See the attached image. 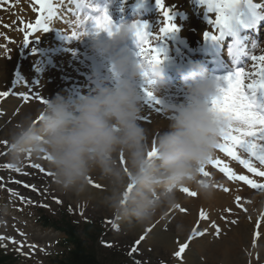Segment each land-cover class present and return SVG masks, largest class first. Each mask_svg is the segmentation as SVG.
<instances>
[{"label":"clouds","instance_id":"1","mask_svg":"<svg viewBox=\"0 0 264 264\" xmlns=\"http://www.w3.org/2000/svg\"><path fill=\"white\" fill-rule=\"evenodd\" d=\"M133 25L116 26L112 35L101 32L106 38L92 36V51L112 63L111 79L93 74L89 94H58L35 116L26 114L9 134V151L16 163L29 154L47 156L54 182L68 193H87L93 174L98 175L108 186L109 210L118 219L146 225L163 206H176L181 188L195 186L205 198L212 195L214 183L202 178L201 169L215 157L229 121L213 110L218 85L197 65L185 80L186 99L164 107L167 130L153 140L142 124L145 100L139 85L153 81L151 91L158 97L168 84L160 64L128 47L130 39L137 40Z\"/></svg>","mask_w":264,"mask_h":264},{"label":"snow or ice","instance_id":"2","mask_svg":"<svg viewBox=\"0 0 264 264\" xmlns=\"http://www.w3.org/2000/svg\"><path fill=\"white\" fill-rule=\"evenodd\" d=\"M7 2L9 0H0V4ZM156 2L164 18L163 26L159 29L160 35L154 36L153 32L149 30L147 23L137 22L133 27L138 42V57L149 63L160 64L163 62L161 56L165 51L161 45L170 33L177 32L179 29L174 23L175 16L172 10L165 8L164 0H156ZM203 2L207 4L209 11L217 13L215 21L210 20L208 22L219 29V36L212 35L207 31L204 34V38L215 41L222 39L224 36L232 35L235 37V41L230 49L231 54L235 56L247 55L248 49L237 33L241 26L245 29H250L255 27L260 20H264V14L258 11L261 5L253 3V0H203ZM35 4L39 6V19L36 20L35 25H28V29L31 33L50 31L49 24L57 15L56 6L52 0H35ZM94 11L99 13V15L95 17L88 16L87 21L81 25L83 28L82 34L84 36L91 34L88 29V25L91 23L96 34L106 32L112 35L116 26L107 10L96 8ZM79 37L80 34L77 32L74 31L72 33V38L78 40ZM153 39L158 41L155 47L152 46ZM29 44L28 34H26L24 45L28 46ZM250 60L254 70L246 71L245 67H237L232 74L224 79L223 84H217V94L211 100V105L215 112L222 114L229 121L227 129L222 130L221 140L217 145V149L225 153L226 156L238 161L243 168L247 169L248 173L257 177H264V170H262L264 169V104L258 103L256 100L257 93L264 92V55H251ZM246 81L248 82L246 83ZM153 84V81L146 79L145 84H142L141 88L148 108L160 112L164 109V106L162 101L151 91ZM9 95L8 91L0 92V98H7ZM31 99V96L23 97L24 101ZM36 99H39L41 103H47V100L41 97H36ZM13 111H15L14 108ZM143 120L150 122L147 115L143 116ZM4 144L9 148L7 141H4ZM240 153L247 154L248 158H242ZM153 155H155V148L149 153L150 157ZM44 159L47 160L48 157L44 156ZM254 161H258L261 167H257ZM120 162L121 164L126 163L123 155L120 157ZM210 164L219 167L220 172L224 173L230 181H242L243 184L250 186L251 189L264 192V183H258L247 175L235 174L228 168L227 164H223L221 161L212 159ZM8 167L14 166L8 165ZM32 167L38 168L41 172L45 171L39 165H32ZM17 170L19 171V169ZM201 174L204 177L209 175L205 169H201ZM47 175H52V173H47ZM92 185L97 188L101 187V185L94 182H92ZM228 190L227 188L224 189L225 192ZM129 191H131V186H129ZM181 191L190 197L197 195L195 191H190L188 188H181ZM57 202L59 203V201ZM180 211L183 212L185 209L181 208ZM200 219H208L203 211L200 212ZM212 226L219 233V228L216 225ZM148 231H151V229ZM203 234V232L196 230L192 232L193 237ZM188 246V243L180 244L175 256L178 259H183V254Z\"/></svg>","mask_w":264,"mask_h":264},{"label":"rangeland","instance_id":"3","mask_svg":"<svg viewBox=\"0 0 264 264\" xmlns=\"http://www.w3.org/2000/svg\"><path fill=\"white\" fill-rule=\"evenodd\" d=\"M165 1H168V3H174L175 4L174 8H176V10H178V11H180V9L182 8L179 5L181 0H165ZM9 2L14 3V2H16V0H9ZM34 2H35V0H28V2L22 6V10L24 11V9H31L30 7H34ZM13 8H15V5H8L6 7V9L4 10V12L6 10H10ZM197 25H198V23L196 21H194V23L192 24V27L193 28L197 27ZM190 40L192 42H196L194 37H191ZM20 48H21L20 54L23 55L24 54L23 53L24 46L21 45ZM19 61H20V59H17L14 61L13 64L12 63H4L3 71H8V73L6 75L4 74L2 76L3 81H1V83H0V89H3L5 84L8 83V79H10V75L12 78V76H13L12 70H13L15 64ZM0 74H2V72H0ZM8 76H9V78H7ZM4 81H5V83H4ZM9 86L10 85H8L5 88V90ZM5 90H3V91H5ZM42 107H43V105L40 102H38V99H35L33 101H28L27 103L25 102L23 109H21V112L16 117H13L11 115L10 118L8 119L9 121L2 122L3 124H0V150H3V151L7 150L8 147L5 146L4 141H7L9 144V134H10L11 130L13 129V127L16 124H18L26 114L32 113L35 116L37 114V112L39 111V109H41ZM10 157H12V156H10ZM10 160L14 161L13 159H10ZM32 165H39L45 171L41 172L38 168L32 167ZM17 169H19V171ZM9 170L11 172L13 171L14 173H12L9 176V178H6L5 174H3L2 168H0V235L7 238V240H11L12 238H13V240H16V243L12 244L11 248H13L16 252L22 254L25 257L26 262L24 264H49L48 260L47 259L45 260L44 254L42 252H40L39 249H37V250L34 249L36 251V253H33L31 247H26V249H24V246H25V243L30 245V244H34V242H36V241L37 242H39V241L45 242L46 240L49 241V240H52L55 238H54V236H52V234H49V233L40 234V233L36 232V227L33 226L32 222L29 224L30 229L32 231L26 235L27 238L17 237V236H15V234L10 232L8 229L3 227L4 222H6L7 220H9V221H11V220L15 221L16 220V221H19L21 223V225H24V226L27 225V220H25L22 217V215L19 214V207L17 206V205H21V204H19V202L17 201V198H16L17 195L20 196L19 189H17L14 186H10L9 188H6L5 185L2 183L3 179H5L8 182L11 181L14 184L17 183L16 179H19L20 182H26L28 187L32 186L34 189H36V188L44 189L42 192V195L37 197V199L39 200V199L44 197V198H48V199L53 201V202H51L52 205H48L45 207V210L50 209V211H57V210L65 211L66 209H68L73 213L72 219L74 220L75 223L79 222V224H80L83 220H86L89 218H92L94 221H96L98 223H101L103 221L104 225H106L107 231L105 232V234H103V230H102V233H100V236L96 240V246L98 247V250L101 249V258L108 264L118 263L119 261H121L120 263H122V264H126V262L128 264H131V263L132 264H172L170 259L174 261V258L172 256L175 255L176 250H174V252H173L172 249H170V247L163 249V246H159L158 243L157 244L151 243V247L147 248L146 252L143 253L146 256L145 260H143L141 258V255H139L133 251L134 244H137L135 239L139 238V237H137L138 235H135V234L133 235V234L129 233V230H127V229L126 230L123 229L121 232H118L116 229H113L111 227L114 224L117 226L119 224V222H118L117 217L113 214V212L111 210H109L108 206L104 203V197L108 194V188H107L108 186L103 180L99 179L98 175L93 174L92 180L94 183L101 185V187L97 188V187H94L93 185H90L89 189H91L92 191L98 192V193L100 192L99 196L94 200V201H97L99 204L98 203H94V204L88 203V204H90L89 211H88L89 213L85 214V213H81V210L85 206H87L88 204L81 202V200L78 198V195L65 192L60 187H58L56 185V183L54 182L53 174L47 175V173H52V170L49 166V162L46 159H44L43 155H41V156H34V155L29 156V155H27L24 158L22 163H18L17 167L9 168ZM23 198H25V197H23ZM249 198H251V196L247 197V199H249ZM262 198H264V195L258 197V199H262ZM175 199H176V201L177 200L181 201L178 198H175ZM57 201H59V203H57ZM26 203H27V201H26ZM78 203H81V204L77 205ZM262 203H263V201H262ZM177 204H178V202H177ZM179 204H180V202H179ZM248 205H249V203H248ZM191 206H193V205H191ZM47 207H49V208H47ZM180 207H183V205L180 204V206L177 208L181 209ZM248 208H250V207H248ZM220 213H222L221 209L218 212L214 211V213H213L214 217L216 218L217 215ZM47 214L52 215L50 213H47ZM195 216H197V215H195L193 213V216L191 218L190 216L188 217L186 213H181V216H178L176 218L179 222L178 226L172 230L170 228H168V230L170 232L167 234L172 235L174 237H177L178 239L183 238V240H186L189 232L190 231L193 232L192 226L190 225L189 228L186 229L187 233H185V234H182V233L178 234V230L181 226H183V222H185V223H187V225H189L190 222L195 220L194 219ZM245 216H243V217H245ZM228 218L229 219H227V222H225V223L228 226H232V228L226 229L225 227H223L224 235L222 236V240L223 241L228 240L229 244L227 245V250L232 249L231 255L233 257L229 261V264H263L264 253H262V250H261L262 254L258 253L255 262L253 260L249 259V255H247V257L245 256L244 259L241 260L240 257H242V256H240L238 254V252H237V255L234 254V251H236V248L238 247V244L240 242H239V239L234 240L232 234L234 233V229H236V228H238L237 233H239L240 230L243 229V228H241V227H243L242 224L245 225V222L247 221V219L240 221L239 217L234 218V219L232 217H228ZM196 221L197 220H195V222ZM233 221H234V223H233ZM153 224H154V221H153ZM85 227L86 226L81 225L80 226L81 231H83L85 229ZM167 234H164V235H167ZM5 238L0 237V240H3V242L8 247H10L8 242L4 240ZM22 239H25V241H23V243H21V245L19 246L18 244L20 241H22ZM100 239H101V241H100L101 246L99 245ZM237 241H238V243H237ZM173 242L175 243V245L177 243H179L176 239H174ZM216 242H218V241L216 240L215 242H213L214 245H216ZM213 243H212V245H213ZM112 245L122 247L118 251H121L124 254V257L121 256L120 254L116 253L114 250L110 251L109 247H111ZM216 247L217 248H214L213 250L217 249V250H223L224 251L226 245L221 246V248H220V246H216ZM191 251L199 254V252L196 250L195 247H191ZM258 251H260V250L258 249ZM9 252H11V251L9 250ZM113 255L116 256V258H114ZM205 255H206L205 261L203 260L201 262V264H226V262H225V260H223L222 256H220L219 258H216L212 262V261H210V259H211L210 252L206 251ZM213 257H214V255H213ZM132 258H134V262L130 261Z\"/></svg>","mask_w":264,"mask_h":264},{"label":"bare ground","instance_id":"4","mask_svg":"<svg viewBox=\"0 0 264 264\" xmlns=\"http://www.w3.org/2000/svg\"><path fill=\"white\" fill-rule=\"evenodd\" d=\"M135 1L136 0H134L132 3L126 2L123 6V9L124 8L128 9L129 6H131L132 4H135ZM261 1L262 0H253V3L261 4ZM27 2L28 0H16V3H18V5L15 8L6 10L0 15V72H2V74H0V83L1 81H3L2 76L8 73V71H3L4 63H12V64L14 63L16 53L21 45V39L23 38V35L26 33V30L28 28L27 26L30 25L29 21L32 20L34 16V14H32L29 9H24L27 15L24 14L25 12L22 10V6L26 4ZM189 10L191 9L188 8L184 13H181V16H184L187 13L189 14ZM163 19H162V23H163ZM160 21L161 20L158 19L157 24H159ZM137 22H139V20L136 19V21L132 22V24H135ZM207 26H208V22H206V20L204 21L203 25L200 24V27L202 29L201 31L202 36H204L205 34V31L203 30H206ZM177 28L179 30L176 33H174L173 36L171 35L172 37L170 36L168 39L169 40L171 39L172 41H174L178 45V48L182 49V47L184 46V42H185L183 38H186V36H188L190 32L185 30L186 26L183 24L181 25L178 24ZM44 35H42L41 37H38V40H44L45 44H47L48 41L54 38L56 34L55 35L47 34V36L45 37ZM135 40H136L135 38L130 39L132 43ZM155 42L158 43V41H155ZM49 48L50 46L45 47L44 51H41L40 53H38L36 58L45 59L44 56L48 52ZM83 60H85V58H82V60L80 61H74L73 68L78 72L83 71L84 75L86 76L89 73L86 67H88L89 69H92V68L82 63ZM62 63L63 64L65 63V59L62 61ZM162 66L163 65L160 64V67ZM97 72L99 71L97 70ZM47 77H48V74H45L43 76V79H46ZM57 77H58V80H60L61 84L63 85V88H62L63 93L61 94L65 96L73 97L74 95H73L72 90L69 89V84L72 82H78V81L73 76H71L70 73H66L65 70H60L59 72H57ZM7 78H9V76ZM10 78H11V75H10ZM9 80L10 79H8V81ZM39 82L41 83L40 79H39ZM56 84L57 83L49 82L48 89L52 92L54 96L60 94V92L57 91V89H55ZM216 84H219V82H217ZM46 87L47 85H44V88ZM75 90H77V92L80 95L85 96L89 94L93 89L87 88L85 86H77ZM18 103H20V100L16 101L13 97H9L1 103L0 111L2 115H0V124L10 118L11 111L13 110V108L16 107ZM148 113L150 112H146L144 110L142 113V116H145ZM166 121L168 120L166 119V117L162 115L161 117H151L150 122L142 120V124L146 129L149 130V132L151 133V138L154 140L155 135H159L160 132L167 130V126L169 122H166ZM216 178L217 177L213 174L211 175L209 179H216ZM238 186L239 184L235 183V181H230V182L226 181L224 183H221L218 186H214L212 195L208 198H205L203 195L200 194L197 200H194L192 198L187 199V197H184L182 194L177 195L178 193L175 194V198L178 197L181 201L186 199V201L184 202L185 206L188 205L189 202L190 203H195L196 201L201 202L200 211H199V207H195L194 204H190L189 206H186L187 208H190L191 210H195L194 214L197 216H200L201 211H203L204 213L213 214L214 211L218 212L220 209L223 210L224 214H233L232 211L228 209V207H230L232 210L235 211L234 216H231L233 219L238 218V217L240 221L247 219V221L245 222V225L242 224L243 227L241 228L243 229H241L240 232L237 233L238 228H236L234 229V233L232 234L233 239L234 240L239 239V242H240L238 244V247L236 248V251H234V254L237 255V252H238V254L242 256L240 257L241 260H243L245 256L247 257V255H249V259L255 262L258 253H261V250H262V253H264V217L263 219L262 218L258 219L260 217L259 215H261L262 213L263 205L258 200L255 202V204L249 203L248 205V203L245 200L246 198L245 196L243 197L242 195L236 194V193H245V190H242V192L239 191L238 189L236 190L235 188H237ZM225 188L229 190L225 192L224 191ZM99 193L89 189L87 193L78 195V198L81 200V202L94 201L99 196ZM236 197H238L241 202H239L236 199ZM197 211L199 212L197 213ZM197 216H195L196 219H197ZM195 220H193L192 222L189 221L190 222L189 225L183 222V228H182L183 234L187 233L186 229L189 228L190 225L193 228H196L197 223H194ZM128 223L132 225H127ZM128 223L127 222L124 223L125 229L129 230L130 233L133 235L134 234L138 235L137 237H139V239L143 237V239L141 240L146 241L150 244L158 243L159 246H163V249L170 247V249H172L173 252L176 249L175 243L173 241L174 239H178V238L172 235H169V234L164 235L163 232L160 231L159 227L155 228L151 223L146 224V225H141L137 221H135L134 218L133 220L128 221ZM149 229H151V231H148ZM223 235H224V230L222 232L221 238ZM180 240L181 241L179 245L183 243L182 242L183 238H180ZM228 244H229L228 240L223 241L221 239V241L216 242V245H213V247L206 246L205 249H207L211 255L210 261L213 262L216 258H219L220 256H222L226 264H229V261L231 260L233 256L231 255L232 249L227 250ZM224 245H226L224 251L217 250V249L213 250L214 248H217L216 246H220L221 248V246H224ZM258 249L260 251H258ZM205 257H206L205 253H202L200 256H196L195 253H193L192 251L186 252V255L184 256V258L181 259L180 264H201L200 262L202 261V259L205 260ZM198 258H200V260Z\"/></svg>","mask_w":264,"mask_h":264},{"label":"trees","instance_id":"5","mask_svg":"<svg viewBox=\"0 0 264 264\" xmlns=\"http://www.w3.org/2000/svg\"><path fill=\"white\" fill-rule=\"evenodd\" d=\"M91 228H88L89 230ZM86 232V231H85ZM77 231L72 227L69 230L70 240L69 242L75 247L74 251H70L68 261L62 264H97L93 257L85 256L83 249V242L80 240V235H77ZM18 260L14 256H8L0 251V264H18Z\"/></svg>","mask_w":264,"mask_h":264}]
</instances>
